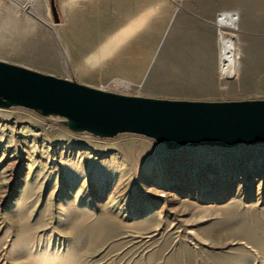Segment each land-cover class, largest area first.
<instances>
[{
    "label": "rangeland",
    "instance_id": "obj_1",
    "mask_svg": "<svg viewBox=\"0 0 264 264\" xmlns=\"http://www.w3.org/2000/svg\"><path fill=\"white\" fill-rule=\"evenodd\" d=\"M29 1L0 0V61L21 65L12 18ZM153 63L131 88L116 79L87 86L264 99L147 92ZM0 264H264V144L166 149L139 134L99 137L59 116L0 107Z\"/></svg>",
    "mask_w": 264,
    "mask_h": 264
},
{
    "label": "crops",
    "instance_id": "obj_2",
    "mask_svg": "<svg viewBox=\"0 0 264 264\" xmlns=\"http://www.w3.org/2000/svg\"><path fill=\"white\" fill-rule=\"evenodd\" d=\"M24 6L12 18L24 67L131 88L154 61L147 92L264 96V0H54L56 22L50 0ZM221 13L233 24H218ZM223 36L231 42L224 59Z\"/></svg>",
    "mask_w": 264,
    "mask_h": 264
},
{
    "label": "water",
    "instance_id": "obj_3",
    "mask_svg": "<svg viewBox=\"0 0 264 264\" xmlns=\"http://www.w3.org/2000/svg\"><path fill=\"white\" fill-rule=\"evenodd\" d=\"M54 22L58 21L50 0ZM65 119L73 131L151 138L166 149L264 144V99L203 101L122 95L0 61V107Z\"/></svg>",
    "mask_w": 264,
    "mask_h": 264
},
{
    "label": "built area",
    "instance_id": "obj_4",
    "mask_svg": "<svg viewBox=\"0 0 264 264\" xmlns=\"http://www.w3.org/2000/svg\"><path fill=\"white\" fill-rule=\"evenodd\" d=\"M217 15H218L217 16V22H218V24H231V25L233 24V18L230 17V15H228L226 13H221V14H217ZM223 38H229V37L223 36V37L220 38V40H219V42H220V53H223L222 52V49H221L222 48V42H221V40ZM221 57H222V55H221Z\"/></svg>",
    "mask_w": 264,
    "mask_h": 264
},
{
    "label": "bare ground",
    "instance_id": "obj_5",
    "mask_svg": "<svg viewBox=\"0 0 264 264\" xmlns=\"http://www.w3.org/2000/svg\"><path fill=\"white\" fill-rule=\"evenodd\" d=\"M228 40L227 38H223L221 40L222 42V52L223 53H220L222 55V59L226 58V56H230V53H231V42L230 41H226ZM121 85V84H120Z\"/></svg>",
    "mask_w": 264,
    "mask_h": 264
}]
</instances>
